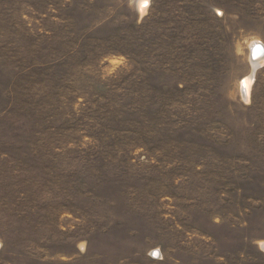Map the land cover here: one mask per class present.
<instances>
[{"label": "rangeland", "instance_id": "rangeland-1", "mask_svg": "<svg viewBox=\"0 0 264 264\" xmlns=\"http://www.w3.org/2000/svg\"><path fill=\"white\" fill-rule=\"evenodd\" d=\"M255 42L264 0H0V264H264Z\"/></svg>", "mask_w": 264, "mask_h": 264}, {"label": "bare ground", "instance_id": "bare-ground-1", "mask_svg": "<svg viewBox=\"0 0 264 264\" xmlns=\"http://www.w3.org/2000/svg\"><path fill=\"white\" fill-rule=\"evenodd\" d=\"M145 5H146L145 1L141 2L140 11L142 13H144V10L146 8ZM253 55H255V60L254 59L252 60ZM249 58L251 63V72L249 76L245 77L240 84L241 86L240 91L243 93L241 95L245 97L246 102L248 101L249 89L254 78L253 77L254 73L258 67L264 66V45H262L260 42L252 43L250 47ZM156 255L157 253L154 254V256Z\"/></svg>", "mask_w": 264, "mask_h": 264}, {"label": "water", "instance_id": "water-1", "mask_svg": "<svg viewBox=\"0 0 264 264\" xmlns=\"http://www.w3.org/2000/svg\"><path fill=\"white\" fill-rule=\"evenodd\" d=\"M253 59L255 60V55L252 56V60H253Z\"/></svg>", "mask_w": 264, "mask_h": 264}]
</instances>
